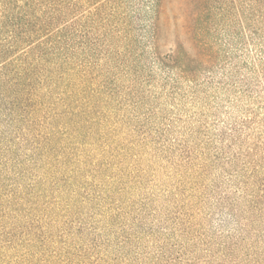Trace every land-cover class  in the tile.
<instances>
[{"label":"rangeland","instance_id":"374dc122","mask_svg":"<svg viewBox=\"0 0 264 264\" xmlns=\"http://www.w3.org/2000/svg\"><path fill=\"white\" fill-rule=\"evenodd\" d=\"M82 4L81 89L105 123L93 130H111L114 146L126 147L121 180L128 190L120 200L129 204L120 220L104 222L109 233L103 234L102 251L126 261L134 258L135 248L152 254L165 243L170 255L181 243L195 256L210 249L213 264H264V206H258V187L264 186V23L258 21V0H166L154 39L152 0ZM110 10L116 13L110 24L119 31L108 38L102 18ZM192 11L203 13L210 57H197L181 73L161 65L158 55L180 47L184 55H195L184 29ZM24 151L9 159L14 162ZM87 154L92 163L97 153L88 149ZM13 169L11 163L6 171ZM25 169L27 164L19 168ZM26 173L17 180L20 186L30 183ZM82 182L58 187L66 203L73 193L88 191L76 192ZM181 211L189 214L181 222L188 232L167 236L176 226L170 224L172 215ZM95 213L92 204L73 198L70 228L75 231L79 217ZM136 217L142 218L143 227L135 228L141 239L119 247V224L129 228ZM88 235L76 242L87 243Z\"/></svg>","mask_w":264,"mask_h":264},{"label":"trees","instance_id":"16d2710c","mask_svg":"<svg viewBox=\"0 0 264 264\" xmlns=\"http://www.w3.org/2000/svg\"><path fill=\"white\" fill-rule=\"evenodd\" d=\"M83 2L0 0V264H213L210 249L195 256L187 253L181 243L173 245L177 252L170 255L165 243L157 245L152 254L142 252L144 249L137 252L135 248L134 258L126 261L117 253L102 251L106 243L102 241L103 234L109 231L105 221L120 220L129 204L120 200L128 190L121 180L126 176L122 169L126 147L114 146L117 139L110 138L111 130H93L105 123L94 114L91 101H85L81 89ZM152 3L155 22L151 24V39H154L167 4L166 0ZM192 6L194 11L199 10L198 5ZM194 11L192 16L186 15L184 29L195 55H184L181 47L170 50L164 56L158 55L164 67L186 73L196 64L197 57H210L203 13ZM115 14L110 10L102 18L108 38L119 31L110 24ZM258 21L264 23V0H258ZM88 149L97 153L92 163ZM22 150L25 151L14 162L9 159ZM190 157L187 155L188 161ZM114 159L118 160L116 165ZM132 162L137 164L135 158ZM11 163L13 173H8ZM24 164L28 169L19 170ZM86 165L90 171L86 169L83 173ZM27 170L31 179L23 187L17 180ZM34 170L40 171L33 173ZM77 179L83 182L76 192L88 191L82 195L73 193L66 203L63 190L58 187H74ZM262 187H258L261 207ZM52 189L62 194L56 197ZM50 193L53 196L47 197ZM78 196L92 204L96 213L87 219L79 217L74 231L70 228L74 221L67 220V216L71 200ZM43 197L46 199L41 208L39 202ZM144 205L140 212L144 211ZM188 217L183 211L172 215L170 224L176 226L167 236L187 233L189 228L181 222H187ZM100 224L101 227L96 226ZM119 225H123V230L118 246L137 245L141 238L135 228L143 227L142 218H134L129 228L124 222ZM84 233L91 239L77 243Z\"/></svg>","mask_w":264,"mask_h":264}]
</instances>
